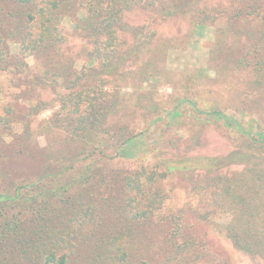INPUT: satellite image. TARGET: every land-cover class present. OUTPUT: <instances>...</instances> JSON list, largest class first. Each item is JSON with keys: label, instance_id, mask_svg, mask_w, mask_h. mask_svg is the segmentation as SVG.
Segmentation results:
<instances>
[{"label": "trees", "instance_id": "1", "mask_svg": "<svg viewBox=\"0 0 264 264\" xmlns=\"http://www.w3.org/2000/svg\"><path fill=\"white\" fill-rule=\"evenodd\" d=\"M5 1L22 10L0 15V69L11 67L13 74L23 75L27 80L25 59L34 57L39 61L42 69L35 81L42 89H51L59 107L47 123L64 133L67 144L79 149L60 151L57 158L63 165L52 175L44 174L34 182L27 181L13 193H0V264H71V257L79 246L75 244L78 235L93 242L92 261L80 264H147L141 258L143 253L151 262L157 257L152 264H217L203 247L180 230L172 231L168 246L155 249L154 253L149 247L136 250L118 243L124 237L139 234L150 223L154 212L163 204L160 185L179 171V167L162 163L150 170H135L132 175L110 168L117 151L141 131L135 113L133 117L128 116L126 100L118 87L107 91L105 86L111 85L126 66L148 52V39L154 34L138 29L129 34L132 40H124L123 14L140 7L164 18L175 17L194 12L192 3L177 0ZM230 6L233 13L229 16L228 32L236 38L244 37L246 45L242 47L246 52L239 51V56L228 63L249 69V90L264 89V0H231ZM65 19L71 21L72 32L89 47L87 61L79 70L75 69L77 54L65 53L67 38L61 28ZM224 35L221 30L209 50L210 62L217 70L222 67L218 61L225 51ZM5 43H16L17 54L12 55ZM230 52H235L234 48ZM182 102L197 115L223 123L236 139L237 149L230 153L190 162L194 170L209 174L207 185L216 189L211 218L206 217L208 221L217 225L219 233L236 250L264 264V133L260 122L237 118L219 105L201 108L192 99ZM45 109L42 103L31 105L29 111L34 113L29 115L40 114ZM171 113L178 116L176 108ZM23 118L14 120L3 116L0 131L17 133L22 128L18 133L29 136L31 131L22 125ZM156 122V119L150 121L152 125ZM111 151L114 156L108 154ZM78 163L84 165L73 177L57 181L75 170ZM230 167L240 170L218 175L220 170ZM49 178L53 182L51 186L46 185ZM217 215H225L228 220L219 224L215 220Z\"/></svg>", "mask_w": 264, "mask_h": 264}, {"label": "rangeland", "instance_id": "2", "mask_svg": "<svg viewBox=\"0 0 264 264\" xmlns=\"http://www.w3.org/2000/svg\"><path fill=\"white\" fill-rule=\"evenodd\" d=\"M179 1L191 2L194 12L164 18L158 13L135 7L123 14L121 30L124 40H132L129 34L133 30L142 29L154 34L148 39V52L126 66L111 85L105 86L107 91L118 87L126 100L128 116L133 117L132 113H135L134 118L141 131L117 151L110 168L123 175H132L135 170H150L165 163L179 167V171L160 185L163 204L154 212L150 223L139 234L124 237L118 243L136 250L149 247V251L154 253L155 249L168 246L172 231L180 230L203 247L217 264H263L260 259L236 250L219 233L217 225L208 221L206 217L211 218L216 189L207 185L209 174L204 170H194L190 162L200 157L224 156L237 149L236 139L223 123L197 115L182 101L192 99L201 108L219 105L237 118L259 121L264 133V89L249 90V69L228 63L239 56V51L242 54L246 52L242 47L246 45L244 37L236 38L228 32L231 27L229 16L233 13L231 0ZM21 10L8 1L0 3V15ZM61 28L67 38L65 53L77 54L75 69L79 70L87 61L85 55L89 47L72 32L70 20L65 19ZM221 30L225 32V51L218 61L222 67L217 70L210 62L209 50ZM5 48L12 55L18 52L16 43H5ZM231 48L235 52L231 53ZM25 63L28 66L27 80L23 75L13 74L11 67L0 69V118L8 115L19 120L27 116L23 118L22 125L31 131L29 136L18 133L22 128L17 133L0 131V193H13L17 186L27 181L34 182L44 174L52 175L62 168L63 162L57 158L60 151L67 153V148L71 152L79 149L67 144L66 136L60 130L49 127L47 121L54 112H58V103L51 89L44 90L35 81L42 69L39 61L28 57ZM38 103L46 109L40 114L29 115L34 113L29 111V106ZM174 108L178 116L171 113ZM153 119L157 122L152 125L150 121ZM108 154L114 156V151ZM83 165L76 164L75 170L57 181L69 180ZM239 170L238 167H230L220 170L218 175L225 176ZM49 180L51 178L46 180V185L51 186L53 182ZM215 220L223 224L228 218L217 215ZM84 242H89V239L78 235L75 244L79 246L71 257V264L92 261L90 248L93 242ZM141 258L152 264L157 257L151 262L143 253Z\"/></svg>", "mask_w": 264, "mask_h": 264}]
</instances>
